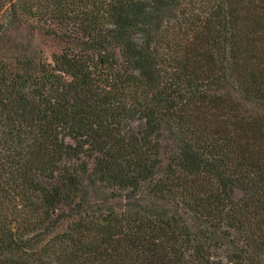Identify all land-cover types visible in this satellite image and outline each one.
Returning a JSON list of instances; mask_svg holds the SVG:
<instances>
[{
	"label": "trees",
	"instance_id": "1",
	"mask_svg": "<svg viewBox=\"0 0 264 264\" xmlns=\"http://www.w3.org/2000/svg\"><path fill=\"white\" fill-rule=\"evenodd\" d=\"M0 264H264V0H0Z\"/></svg>",
	"mask_w": 264,
	"mask_h": 264
}]
</instances>
